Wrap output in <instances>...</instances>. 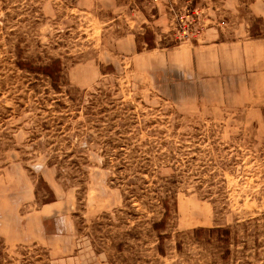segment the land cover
<instances>
[{
  "label": "rangeland",
  "instance_id": "obj_1",
  "mask_svg": "<svg viewBox=\"0 0 264 264\" xmlns=\"http://www.w3.org/2000/svg\"><path fill=\"white\" fill-rule=\"evenodd\" d=\"M137 1L0 0V190L28 180L67 223L46 230L78 239L53 260L72 246L0 236L1 264H264V106L177 99L134 69L124 35L143 50L198 42L207 21L199 6L198 31L183 32L171 11L163 29ZM20 56L60 59L62 92Z\"/></svg>",
  "mask_w": 264,
  "mask_h": 264
},
{
  "label": "crops",
  "instance_id": "obj_2",
  "mask_svg": "<svg viewBox=\"0 0 264 264\" xmlns=\"http://www.w3.org/2000/svg\"><path fill=\"white\" fill-rule=\"evenodd\" d=\"M188 0H139L141 19L148 24H161L163 29L171 16L174 4ZM205 12L206 31L203 40L172 46L138 49L136 34L130 32L116 41L122 57L134 60L136 70L165 82L171 96L185 98H215L250 101L252 106H264V0H190ZM214 7V9L210 7ZM173 12V11H172ZM228 21V24L222 22ZM168 30V28H167ZM230 97V99H229ZM5 174V173H4ZM24 179V178H23ZM6 192L0 190V236L6 242L49 241L51 252L59 245L63 253L72 246V252L53 256V260L72 258L78 251V239L66 243L64 230L47 231L48 221L62 223L54 205L40 203L32 187L14 190L6 183ZM31 209L25 207L33 205ZM61 228V225L59 226ZM58 230V229H57ZM60 236L58 244L55 239ZM55 245V246H54ZM66 247V248H64ZM61 254V253H60Z\"/></svg>",
  "mask_w": 264,
  "mask_h": 264
},
{
  "label": "trees",
  "instance_id": "obj_3",
  "mask_svg": "<svg viewBox=\"0 0 264 264\" xmlns=\"http://www.w3.org/2000/svg\"><path fill=\"white\" fill-rule=\"evenodd\" d=\"M172 46V45H171ZM155 47L154 44H151L147 42V46L145 47L146 49H151ZM141 50V48H138ZM50 63H35L30 60H23L21 59V56L19 60L16 62L17 66L22 69L26 70L30 73L33 74H42L50 79V83L52 88L54 89L55 92L60 93L62 92V87H61V82L60 79L63 78V69H62V62L60 59H50ZM168 207L165 205V212L163 215V218L157 222H154V228L156 230L162 229L166 225V218L168 214ZM202 229L196 230V233H200ZM224 233L229 234L228 230L222 229ZM161 239L164 238L163 235H160ZM1 264V263H0Z\"/></svg>",
  "mask_w": 264,
  "mask_h": 264
},
{
  "label": "built area",
  "instance_id": "obj_4",
  "mask_svg": "<svg viewBox=\"0 0 264 264\" xmlns=\"http://www.w3.org/2000/svg\"><path fill=\"white\" fill-rule=\"evenodd\" d=\"M171 9L176 14V17H178V26L183 29V32L192 30L194 32L198 31L195 16L198 17L201 12L198 11L197 6H193L191 1L185 2L184 5L180 7V10H178V7L175 5H172ZM203 26L207 28L205 24Z\"/></svg>",
  "mask_w": 264,
  "mask_h": 264
}]
</instances>
